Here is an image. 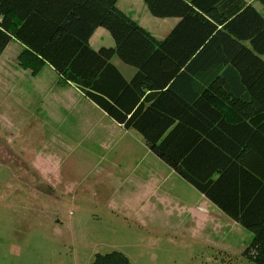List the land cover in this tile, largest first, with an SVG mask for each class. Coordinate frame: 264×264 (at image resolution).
<instances>
[{"label": "trees", "instance_id": "16d2710c", "mask_svg": "<svg viewBox=\"0 0 264 264\" xmlns=\"http://www.w3.org/2000/svg\"><path fill=\"white\" fill-rule=\"evenodd\" d=\"M118 0H0V55L15 39L16 62L45 65L72 85L220 212L247 230L243 250L264 264V0H143L178 22L157 39ZM102 27L113 46L94 49ZM116 56L135 68L126 79ZM202 81H198V77ZM90 264H132L119 250Z\"/></svg>", "mask_w": 264, "mask_h": 264}, {"label": "rangeland", "instance_id": "374dc122", "mask_svg": "<svg viewBox=\"0 0 264 264\" xmlns=\"http://www.w3.org/2000/svg\"><path fill=\"white\" fill-rule=\"evenodd\" d=\"M255 6L264 14V5ZM21 50L12 39L0 55L3 264H37L26 257L31 250L55 264L114 249L133 264H254L243 255L247 230L143 143L126 142L123 128L77 88L60 86L51 67L20 68ZM47 155L60 156L51 169L62 179L56 188L35 161Z\"/></svg>", "mask_w": 264, "mask_h": 264}, {"label": "crops", "instance_id": "0c3cea01", "mask_svg": "<svg viewBox=\"0 0 264 264\" xmlns=\"http://www.w3.org/2000/svg\"><path fill=\"white\" fill-rule=\"evenodd\" d=\"M117 7L128 17L135 20L140 26L145 28L149 33H151L152 36H154L157 39L164 38L178 22V18L176 17L160 18V19L152 18L151 16L152 14L147 9L143 0H118ZM100 29L102 28H97L90 37L89 44L91 45V47L94 49H98L101 46H113V39L111 38V35L105 32V30L101 31ZM112 62L117 66V68L120 70V72L123 74V76L126 79H130L135 73V68L122 63L118 59L116 60L112 59ZM120 133L123 139L129 144L130 142L133 143L139 142L144 144L141 135L134 130L123 129V132ZM59 158L60 156H56L55 158H53V156L51 155H47L42 159L37 158V160L33 158L35 161L40 162V165L43 169L42 171L43 180L46 181V185L49 187L55 186L56 188V186H59L60 184L59 180L62 181L57 171H51L53 167L54 169L56 168L55 165H58L57 159ZM54 255L55 254H53V256ZM93 256L94 253H86L85 255L80 256L78 255V252H75L72 255H70V257L61 256L63 260H59L57 258L56 260L57 262L55 264H90ZM17 257H21L20 253L17 254ZM26 257L27 259L30 258L32 261L34 258H37L36 261L37 264H43L44 260L48 258L47 255L42 254L41 251L34 253L33 250H31V252L27 254ZM3 260L4 259L0 255V264H3L2 263Z\"/></svg>", "mask_w": 264, "mask_h": 264}]
</instances>
